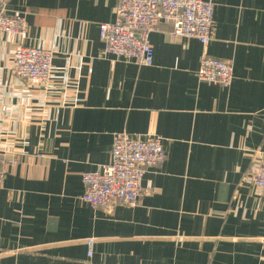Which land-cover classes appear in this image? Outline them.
Instances as JSON below:
<instances>
[{
    "label": "crops",
    "instance_id": "obj_1",
    "mask_svg": "<svg viewBox=\"0 0 264 264\" xmlns=\"http://www.w3.org/2000/svg\"><path fill=\"white\" fill-rule=\"evenodd\" d=\"M207 47L151 33L154 64L105 54L99 25L119 0H7L27 45L54 51L49 90L19 80L22 43L0 31V264H264V195L246 182L264 152V0H210ZM204 54L234 65L229 87L201 82ZM120 132L156 134L137 206L82 200V175L108 164ZM15 161V162H13Z\"/></svg>",
    "mask_w": 264,
    "mask_h": 264
},
{
    "label": "built area",
    "instance_id": "obj_2",
    "mask_svg": "<svg viewBox=\"0 0 264 264\" xmlns=\"http://www.w3.org/2000/svg\"><path fill=\"white\" fill-rule=\"evenodd\" d=\"M7 0H0V31L21 40L14 52L13 71L22 81L49 90L54 79V51L39 45H27L28 22L20 13L6 11ZM116 20L99 25V37L105 54L141 66L154 64L151 33L160 24L169 27L172 37L193 38L207 47L214 30V3L210 0H119ZM1 70V67H0ZM201 82L229 87L234 80V65L227 59L204 54L197 72ZM0 84V99H1ZM166 151L163 139L156 134H115L110 162L84 172L82 200L95 210L112 213L116 206H137L146 194L143 180L147 168L163 163ZM5 153L0 148V188L5 179ZM15 162V161H13ZM246 182L264 195V152L258 154ZM95 238H89L86 260H92Z\"/></svg>",
    "mask_w": 264,
    "mask_h": 264
}]
</instances>
